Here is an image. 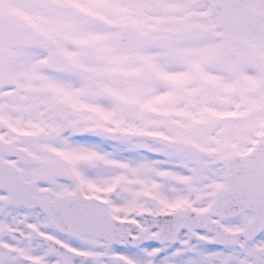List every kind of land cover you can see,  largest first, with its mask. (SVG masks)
Wrapping results in <instances>:
<instances>
[{
  "label": "snow or ice",
  "instance_id": "6c2138e0",
  "mask_svg": "<svg viewBox=\"0 0 264 264\" xmlns=\"http://www.w3.org/2000/svg\"><path fill=\"white\" fill-rule=\"evenodd\" d=\"M0 264H264V0H0Z\"/></svg>",
  "mask_w": 264,
  "mask_h": 264
}]
</instances>
